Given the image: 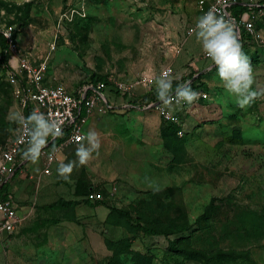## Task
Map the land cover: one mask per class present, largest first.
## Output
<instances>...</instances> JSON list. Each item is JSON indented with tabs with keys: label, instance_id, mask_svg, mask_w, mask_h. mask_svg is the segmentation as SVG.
Returning <instances> with one entry per match:
<instances>
[{
	"label": "rangeland",
	"instance_id": "374dc122",
	"mask_svg": "<svg viewBox=\"0 0 264 264\" xmlns=\"http://www.w3.org/2000/svg\"><path fill=\"white\" fill-rule=\"evenodd\" d=\"M197 1L0 0V26L14 28L19 51L45 65L56 85L73 90L92 75L127 84L147 76L153 86L145 89L153 91L160 69L170 64L173 85L191 82L195 73L196 85L219 82L206 84L214 88L208 101L210 109H223L181 138L163 123L153 125L142 110H108L95 131L99 150L74 166L70 180L58 174L59 165L32 162L19 174L24 197L16 201L24 224L0 238V264H202L226 250L246 261L225 264H264V44L247 51L258 95L241 108L216 69L201 72L204 53L195 31L188 35L200 17ZM184 55L185 62L173 65ZM0 83L7 88L0 97L1 153L17 134L13 114L19 111L1 65ZM104 94L123 105L109 88ZM216 123L221 126L213 129ZM201 126L202 146H185ZM71 149L63 163L77 160ZM57 160L64 161L62 154ZM95 201L107 207L89 206ZM251 216L252 223H242ZM127 217L158 234L144 235ZM177 241L201 261L171 252Z\"/></svg>",
	"mask_w": 264,
	"mask_h": 264
},
{
	"label": "built area",
	"instance_id": "2783aa9c",
	"mask_svg": "<svg viewBox=\"0 0 264 264\" xmlns=\"http://www.w3.org/2000/svg\"><path fill=\"white\" fill-rule=\"evenodd\" d=\"M235 5L242 6L245 10L235 16L231 10ZM263 6L264 0H226V5L225 0L197 1L200 16L215 7L218 15H222L233 26L238 40H240L241 31H244L250 39L259 45L264 44V33L256 29L252 21V10H260ZM6 33L9 35H5ZM193 33L194 29H189L188 35ZM0 35L5 43V51L9 55L7 65H0L2 69H5L4 79L12 88L13 98L19 112L26 117L34 110H38L49 119L56 120L61 126L62 135L55 137L60 140L59 144L55 147L47 144L40 155L45 159L46 166L52 165L57 161L59 151L69 145H78L83 142V137H85L83 125L88 116L103 115L109 110L103 93L107 86L104 82H98L95 86L89 83L88 86L75 94L69 93L61 85L47 86L44 83L46 66L31 62L26 55L19 51L14 28L0 26ZM204 57L209 59L205 55ZM165 72L172 78L175 77V71L170 66L164 67L157 77ZM113 85L119 92L130 93L136 86L150 89L153 86V81L147 76H142L133 83L113 82ZM194 90L200 93V97L193 104L210 98L209 92L206 90L201 88ZM171 104L187 107L182 102H176L174 92ZM151 107L158 111L166 123L178 127L177 135L179 137L183 135V123L178 115L170 112L161 102L153 103ZM26 147L27 140L22 138V125L19 123L15 138L7 143L0 153V189L15 175L17 160ZM18 222L17 206L14 201L10 198L0 200V238L13 234Z\"/></svg>",
	"mask_w": 264,
	"mask_h": 264
},
{
	"label": "clouds",
	"instance_id": "9594fccd",
	"mask_svg": "<svg viewBox=\"0 0 264 264\" xmlns=\"http://www.w3.org/2000/svg\"><path fill=\"white\" fill-rule=\"evenodd\" d=\"M194 31L204 55L212 61L226 92L235 97L241 108L252 103L258 95L252 87L253 71L233 26L222 15H218L217 9L213 7L198 17ZM179 51L180 49H177V52ZM154 83L157 99L165 106L170 105L173 98V78L165 72L156 77ZM174 95L177 103L186 105H192L200 97V93L191 87L190 82L178 84ZM13 118L22 125V138L27 140L23 158L33 163L38 161L50 137L62 135L60 124L38 110L26 117L17 112L13 114ZM83 139L85 143H81L76 149L77 160L58 166V174L66 181L71 179L70 174L74 166L77 163L81 166L87 164L101 146L99 134L95 131H89Z\"/></svg>",
	"mask_w": 264,
	"mask_h": 264
},
{
	"label": "crops",
	"instance_id": "0c3cea01",
	"mask_svg": "<svg viewBox=\"0 0 264 264\" xmlns=\"http://www.w3.org/2000/svg\"><path fill=\"white\" fill-rule=\"evenodd\" d=\"M263 16H264V6L260 10H258V9L252 10V21L254 22L256 29L261 30L264 33V23L262 24V17ZM191 35H193V34H191ZM244 43L246 44L245 45V50H244L245 52H244V54L247 55V57H248L247 51H249V49L253 45H259L258 43L254 42L252 39H249L248 41H245ZM187 45L190 47L191 42L189 41L187 43ZM182 46L184 48V45L183 44H182ZM203 59H205L204 60L205 63L203 65L204 66L203 67L204 69H201L202 70L201 72H204L205 70L208 72V71H211V70L215 69L214 66H213V63H212V61L210 59H206V58H204V56H203ZM186 60H187V56L184 55L183 58L180 59V61H177L176 62V60H175V64H173V65L177 66L176 64L183 63ZM249 60L252 61V59H250V57H249ZM34 63H36V62H34ZM168 66H170V67H172L174 69L175 76H176V70H175L174 66H172L170 64ZM164 67H166V66H164ZM163 68H161L160 71ZM207 72H205V73L207 74ZM199 74L200 73H195L194 75H192V77L190 79L191 82L194 79V77H197ZM133 77H134L133 75L127 76V78H133ZM204 80H205L206 84H208V85L211 84L212 86L213 85L214 86L215 85L219 86V82H214L211 79L210 80L209 79L208 80L204 79ZM108 81L110 83L112 82V81H110V79ZM44 83L47 86L48 85H52V86H55L56 85V83H54L53 80L50 79V78H48L46 75L44 77ZM124 84H127V83H124ZM206 84H204V85H205V90L207 92H209V90H211V89L212 90L214 89V88H210L211 86L210 87H207ZM88 85H89V83L86 84L85 86L77 87L76 89H73V90H69L67 88H66V90L69 93H71V94H75L80 89H83V88H85ZM107 88H109V91H110V94H111L112 97L122 96V98H123V105L122 106H114L111 103V101L109 100V98H107L105 96L106 97V101H107V103L109 105V110H111L112 112L115 111V110H117L118 112L125 111V110L131 111V109L139 110V111L142 110L143 112H145L146 115H150V116L153 117L152 118V121H151L153 123V125H156L158 127L159 124L161 125V123H163L164 125H167V127L169 126V124L166 123L162 119V117L159 115L158 111L155 110L153 107H151V105L153 103H156V102H148V101H145V98L147 97L146 95L149 92H151V91H147L145 88H143L141 86H136V87L133 88V90L140 88V89H143L145 91L142 92V93H135L134 94L133 93V90H131L130 93H122V92H119L118 90L115 89V87L113 85V82H112L111 87H106V89ZM224 98H225V94H223V96H222V101L225 100ZM210 104H211V102H209L208 100H202V101L198 102L197 105H194V106H191V107H188V106L187 107H179V106L172 105V104H170L168 106H165L164 105V107L167 108L170 112H172V113H174V114H176V115H178L180 117L181 122L184 125L183 126V130H184V133H185L186 129L188 130V128L198 126L200 124V122H203V120H204L203 117L204 116H207V114L209 116H214L213 118H215V116L217 117L219 114H221L223 112V109L221 110V112H216L215 108L214 109H210ZM16 107H17V105H16ZM217 107L219 109V104H218ZM18 111H19V109H18ZM213 111L215 113H213ZM112 112H106L103 115H90V116H88V118L86 119L85 124L83 125V133H84V135L86 136L89 131H96V130L99 129V127H102L103 122H101V120H100L101 117H104L107 113H112ZM216 124H217V126H212L213 129L214 128H216V129L220 128L221 125H219L218 123H216ZM176 130H178V127H176ZM169 131H171V129ZM201 132H204V129H203L202 126L199 127V128H196L195 131H194V133H195L194 136L191 139H188V140L185 141V143H184L185 146H187V145L190 146L192 144L194 146L196 145L197 147L200 146V145L202 146V144L204 143V140H202V137H204L205 132L204 133H201ZM59 142H60V140L58 138L50 137L49 138L48 145H50L52 147H55L57 144H59ZM82 143H85V140H83ZM79 145L80 144H78V145H69V146L65 147L63 150L59 151L58 154H57V156L60 155V154H62V157L64 158V161L59 162L57 160L53 164L54 165H60L63 162H65L66 159H67V157H68V152H70L72 150L71 148H76L77 149V147ZM22 155L23 154H21L19 156L18 160H17L15 175L8 182H6V183L3 184V185H6L7 186V189L5 190V193L4 194H7L6 196H8V198H10L12 201H14V203L17 206V214H18L19 222H18V226H17V228H16V230H15V232L13 234H17L18 231L22 228V225L24 224L22 222V216H21V213H20L22 210L18 208V203L16 201V200H22V197H24L23 191H22V187L23 186L20 183V175L19 174H21L24 169H28V167L30 165H32V161L25 160ZM38 161H39V164H42L43 161H44L43 164L45 163V159L43 157H41V156L38 158ZM16 177H18L19 179L18 178L16 179ZM11 194H14V198L12 197ZM17 195H18V198H17ZM89 206H91V205H89ZM30 207H32V206H30V205L25 206V208H30ZM91 207H93V206H91ZM45 222H47V221H44L43 223H45ZM51 223L52 224H56L58 222H51ZM13 234H11V235H13Z\"/></svg>",
	"mask_w": 264,
	"mask_h": 264
},
{
	"label": "trees",
	"instance_id": "16d2710c",
	"mask_svg": "<svg viewBox=\"0 0 264 264\" xmlns=\"http://www.w3.org/2000/svg\"><path fill=\"white\" fill-rule=\"evenodd\" d=\"M231 10H232L233 14L235 16H237V15H240L245 9L242 6L235 5V6L232 7ZM248 39H250L248 37V35L244 31H241V36H240L239 42L242 45V51L243 52L245 50V45H246L244 42L246 40H248ZM8 58H9V55L5 51V43H4V40H3V38L0 35V64L7 65ZM2 70H3V73H4L5 69H2ZM98 82H104L107 87H111V85H112V83H110L108 81L107 77L92 75V77H91V83L90 84H92V85L95 86ZM190 84H191V87L193 89H199V88H201V89L205 90V85L203 83H201L199 85H195L196 82L193 80L192 82H190ZM177 85H173V92L175 91V88H176ZM6 89L7 88H6L5 84L0 83V97L3 96V95H5ZM146 96L147 97L145 98V101L160 103V101L157 99V96H156V89L153 90V91H151V92H149ZM168 129L169 130L171 129V132L174 133L175 136H177L176 126H174L172 124H169ZM6 189H7V186L6 185H3L1 187V189H0V200H4V199H7L8 198V196H6L7 194H4ZM91 206H94V207H98V206L107 207V205L105 204L104 201H95L94 203H92ZM127 218L130 221H133L134 223H136V226H137L138 230L141 231L144 235H146V236L147 235L148 236H156L158 234L157 231L148 228L146 225L141 224L138 219H133L131 217H127ZM258 218L259 217H257V219H256L253 216V220H256L257 221V220H259ZM247 222H249V223L251 222L252 223V216H251V219L249 218L247 220L242 221V223H247ZM249 228L250 229H248V232L251 233L252 227H249ZM170 251L173 252V253H175V254H177V255H180V256L182 255L183 256V261H198V260L201 261L200 256L196 255V254H199V253L186 254L185 252H183L182 250H180V242L179 241L171 244ZM234 253H236L234 250H232V251H229V250H226V251H217L216 253H214V257L211 258L212 259L211 262L212 263H215V264H225L223 262L229 261V260H230L229 263L236 262L237 260L242 261V262L243 261H246L243 257H241V258L237 257L238 259L234 258L233 257V255H235ZM211 259H207L206 261L204 259H202V264H210L208 262ZM250 264H254V263L251 261Z\"/></svg>",
	"mask_w": 264,
	"mask_h": 264
},
{
	"label": "bare ground",
	"instance_id": "6f19581e",
	"mask_svg": "<svg viewBox=\"0 0 264 264\" xmlns=\"http://www.w3.org/2000/svg\"><path fill=\"white\" fill-rule=\"evenodd\" d=\"M127 28V27H126Z\"/></svg>",
	"mask_w": 264,
	"mask_h": 264
}]
</instances>
